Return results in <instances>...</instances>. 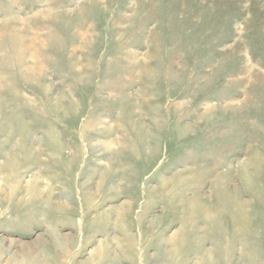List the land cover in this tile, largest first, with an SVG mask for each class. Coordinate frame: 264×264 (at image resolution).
Segmentation results:
<instances>
[{"label":"rangeland","instance_id":"374dc122","mask_svg":"<svg viewBox=\"0 0 264 264\" xmlns=\"http://www.w3.org/2000/svg\"><path fill=\"white\" fill-rule=\"evenodd\" d=\"M170 237L264 264V0H0V264H174Z\"/></svg>","mask_w":264,"mask_h":264},{"label":"crops","instance_id":"0c3cea01","mask_svg":"<svg viewBox=\"0 0 264 264\" xmlns=\"http://www.w3.org/2000/svg\"><path fill=\"white\" fill-rule=\"evenodd\" d=\"M119 109V108H118ZM122 111H123V109H122ZM123 113V112H122ZM124 114V113H123ZM125 115V114H124ZM127 118V116L126 117H123V119H126ZM95 126V125H94ZM94 126H90V127H94ZM98 126V128L101 126V123L100 124H98L97 125ZM111 127H112V125H111V123L110 124H108V128H106L105 126L101 129L104 133H106V134H111L112 133V131H111ZM115 143V142H114ZM116 184V183H115ZM191 197H192V195H191ZM193 200L195 199V198H192ZM190 201V200H189ZM152 203H149V204H147V205H145L146 207V210H148V208L150 209V208H152L153 206L151 205ZM147 206H149L148 208H147ZM189 206L190 207H195L196 206V202L195 201H192L191 203H189ZM135 209V208H134ZM140 217H141V215H140ZM139 222H140V220H139ZM138 224H141V222L140 223H138ZM139 226V225H138ZM164 242H166L165 244H166V249L167 250H173V247L171 248V247H169V244H171L172 245V243H173V240H172V238L170 237V238H168V239H164L163 240V243ZM168 246V247H167ZM172 253H173V257H174V260H175V262H174V264H177V263H179V264H184L183 262H181L180 260H178V259H175V253H174V250L172 251ZM151 258H153V257H151ZM165 259L167 260V262L165 263V264H173L172 263V261H171V257H170V255L168 254L166 257H165Z\"/></svg>","mask_w":264,"mask_h":264},{"label":"bare ground","instance_id":"6f19581e","mask_svg":"<svg viewBox=\"0 0 264 264\" xmlns=\"http://www.w3.org/2000/svg\"><path fill=\"white\" fill-rule=\"evenodd\" d=\"M60 244H61V246H64V247H65V251L67 252V251H68L67 248H66V247H67V243L61 241ZM41 252H43V254H46V252L43 251V250H42ZM39 257H40V256H39ZM39 257H37L36 259H39V260H40ZM12 259H13V258H12ZM39 260H38V261H39ZM41 262H42V260H41Z\"/></svg>","mask_w":264,"mask_h":264}]
</instances>
